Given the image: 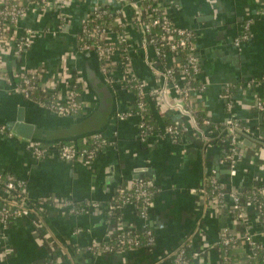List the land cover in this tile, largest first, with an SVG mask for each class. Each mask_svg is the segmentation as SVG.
<instances>
[{"label": "crops", "instance_id": "0c3cea01", "mask_svg": "<svg viewBox=\"0 0 264 264\" xmlns=\"http://www.w3.org/2000/svg\"><path fill=\"white\" fill-rule=\"evenodd\" d=\"M129 2L55 0L45 10L31 6L16 28L17 35L26 27L38 32L31 46L16 54V40L7 47L0 44L4 71L0 74V125L17 121L21 114L26 126L23 132L30 131L32 138L26 141L8 129L10 135L0 132V173L24 181L33 202L67 197L78 203L100 204L82 213L46 205L40 214V228L34 226L31 217L19 218L7 227L6 238L0 239V264H46L48 259L58 264H173L175 252L186 241L195 254L193 264H222L220 235L224 228L238 233L247 228L264 246V192L258 201L261 212L249 206L246 223L223 216L203 193L213 171H217L222 186H238L244 191L250 186L264 188V122L255 108L257 99L264 96V87L252 82L264 74V0H163L164 10L173 21L196 33L197 79L203 90L193 95L192 107L205 112L212 121L198 135L191 131L178 143L165 134L169 123L193 126L194 122L177 106L168 105L161 95L160 100L149 101L159 129L143 143L137 112L123 120L116 117L118 110L134 109L133 92L122 86H110L112 93L102 85L95 89L86 77L90 60L88 51L79 50L80 34L85 21L103 7L109 18L114 19V13L123 9L130 20L124 31L133 45L129 51L132 72L148 88L166 84L161 61L153 46L145 45L143 30L135 19L136 9ZM115 32L109 34L113 40L117 38ZM244 33H248L245 39ZM36 68L42 69V83L55 86L62 94L70 81L77 79L89 104L78 116L83 119L58 115L13 90L17 74ZM121 70L117 77L122 76ZM228 85L235 86L232 112L243 125L238 132L241 156L234 174L220 163L230 149L227 137L223 138L228 133L225 123L229 114L221 98ZM167 99L170 103L179 100L175 91ZM94 132L102 133L107 144L90 163L59 157L60 145L88 147L87 137ZM33 141L48 148L43 157L38 158L28 147ZM138 175L148 185L151 182L149 187L154 192L148 220L139 215L134 204L118 207V217H109L107 206L117 189L131 186ZM148 225L156 238L149 248L97 255L87 251L93 240L141 234ZM246 252V244H239L238 253Z\"/></svg>", "mask_w": 264, "mask_h": 264}, {"label": "built area", "instance_id": "2783aa9c", "mask_svg": "<svg viewBox=\"0 0 264 264\" xmlns=\"http://www.w3.org/2000/svg\"><path fill=\"white\" fill-rule=\"evenodd\" d=\"M53 1L55 0H0V44L7 47L11 40H16V54H20L30 47L38 32L33 28L26 27L21 31V35H17L16 28L19 26V22L25 18L31 6L37 5L41 10H45ZM123 1H130L135 7V19L143 30L146 39L145 45L153 46L155 55L161 61V72L164 75L166 84L160 88H148L147 83L132 72V58L129 51L133 45L130 42L129 35L124 31V28L130 24V20L124 15L123 9L116 11L113 19L108 17L103 7L97 8L82 26L79 50L83 52L95 50L97 52L100 72L113 89L122 86L124 89L135 91L134 104L138 109L137 113L141 117L140 129L144 128V130L152 132V135L156 133L144 121V111L147 109V102L160 100L158 95H161L168 105L177 106L182 112L189 115L194 122L193 126L178 122L169 124L165 130V134L173 143L183 141L187 137L186 133L189 134L198 128L193 114L197 109L192 107V98L195 92L203 90V84L197 79L200 66L195 53L196 33L191 29L177 25L169 13L164 10L163 0ZM250 23L248 22L246 25L247 30ZM155 29L159 30V35H155ZM111 32L117 34L115 40L110 38L109 34ZM247 37L248 33L242 35L243 39ZM183 51H188L189 55L182 59ZM170 58H172L171 62H169ZM120 68L122 69V76L117 77L116 73ZM3 72L0 62V74ZM17 76L20 80L15 82L13 90L22 94L25 98L35 100L40 106L51 112L76 118L81 116L89 107V104L83 99L77 79L70 81L67 91L62 94L57 91L55 86L42 83V69L28 70L17 74ZM252 82L259 83L264 87V74L253 79ZM234 88L235 86L228 85L221 94L229 114L225 126L228 132L226 140L230 149L220 159V163L226 165L231 174L236 172L235 166L241 156L238 149V132L242 128V123L237 120L232 112ZM34 90L48 93V99H34ZM173 91L176 92L179 100L170 103L167 98ZM255 108L264 122V96L257 99ZM133 113L134 109H121L116 112V117L123 120L131 117ZM203 124L211 126L212 121L208 117L204 119ZM0 132L10 135L5 125H0ZM149 137L147 133H139V139L143 143H146ZM86 141L94 147L80 148L72 143L62 144L58 147L59 157L65 161L77 160L88 164L94 159L96 153L107 144L105 136L100 132L90 134ZM28 147L33 150L38 158L43 157L48 151V148L43 147L38 141L30 142ZM0 185L2 187L0 198L4 201L3 203L0 202V239L6 238L8 223H13L19 218L31 217L34 226L40 228L42 226L40 214L45 210L46 205H56L72 213H82L89 209H97L100 206L97 201L78 203L73 198L67 197H48L33 202L27 192L25 182L9 173H0ZM263 192L264 188L258 185L253 190L256 195ZM153 193L148 182L143 178L135 180L131 186H120L116 192L117 199L115 203L111 202L107 206V214L115 215L118 207L134 204L138 208L139 215L147 221L152 206ZM203 193L208 198L209 204L217 208L223 216H230L239 222L246 223L249 221L246 214V209L249 206L256 210L259 209L260 212L262 210V205L256 202L255 199H252V197L245 198V191L242 188L222 186L218 180L217 171H213L209 176L208 184ZM141 234H145V243L140 239ZM141 234H121L116 239L102 242L93 240L87 247V251L97 255L115 252L117 248L119 250L149 248L154 245L156 238L152 229L145 226ZM189 244V241H186L178 248L173 256V264H189V258L186 257L185 250ZM239 244H246V254L241 255L238 253ZM220 248L222 251V264H257V256L264 252L263 244L258 242L255 234L247 228L241 233L224 228L220 235ZM77 252L80 253V249H77Z\"/></svg>", "mask_w": 264, "mask_h": 264}, {"label": "trees", "instance_id": "16d2710c", "mask_svg": "<svg viewBox=\"0 0 264 264\" xmlns=\"http://www.w3.org/2000/svg\"><path fill=\"white\" fill-rule=\"evenodd\" d=\"M108 19L109 18L107 17V20ZM154 33H155V35H159L160 34V32H159L158 29H155L154 30ZM188 55H189V52L188 51H183L181 58L182 59L183 58H186ZM19 80H20L19 76L16 75V81L18 82ZM195 84H198V83H195ZM131 91L135 95V91H133V90H131ZM33 97H34V99H39V98L48 99L49 95L48 94H45L43 92H39L38 90H34ZM154 105H155L154 106L155 109L158 108V105L156 103H154ZM146 107H147V109L144 111V121L146 122L147 125H150L152 127V131H158L159 126H158V123L156 122L155 113H154L155 111H154V109L152 108V106H151V104L149 102L146 103ZM134 111L135 112L138 111V109H137V107L135 105H134ZM193 114L195 116L196 124H197V127H198L197 129H194L193 134L194 135H198L199 132H201L202 129L205 128L206 125L203 124V121H204L205 118H208V116H207V114L205 112L200 111V110H195ZM169 124H174V123L172 122V123H169ZM241 127H243V125ZM141 132H144L145 134L147 133L148 136H151L152 135V132L146 131V130H144V128L140 129V133ZM189 134L186 133V136H188ZM227 136H228V133L223 138H225ZM63 144H66V143H63ZM92 147H94V146L89 145L87 148H92ZM150 189L153 191V188L150 187ZM252 189L253 188L251 186L246 189V191L244 193V195L246 196L245 198L246 199H249V197H252V199H255L256 202H258L261 199V196H260V194H258V195L254 194L253 193V190L254 189L253 190ZM116 199H117V195L115 194L113 196L112 200L110 201V203L111 202L115 203ZM0 202L3 203L4 201L3 200H0ZM257 211H259V209H257ZM109 217L116 218L118 216H115L114 214H112V215H109ZM8 224L10 225L11 223L9 222ZM148 228H150V229L153 230V228H151L149 225H148ZM140 239H141V241L143 243H145V234H141L140 235ZM113 242H116V241H113ZM115 250L117 251V250H119V248H117ZM185 250H186V257L189 258V264H193L194 251H193V249L191 247V244L187 245L186 248H185ZM256 260H257V264H264V252H261L257 256ZM55 263L56 262L52 261L51 259H48L46 261V264H55Z\"/></svg>", "mask_w": 264, "mask_h": 264}, {"label": "water", "instance_id": "95a60500", "mask_svg": "<svg viewBox=\"0 0 264 264\" xmlns=\"http://www.w3.org/2000/svg\"><path fill=\"white\" fill-rule=\"evenodd\" d=\"M87 59L90 60L89 63V73L87 74V78L90 82V85L93 86L95 89H99L100 85H102V89L109 91L112 93V88L109 86L105 78L102 76L100 72V64L99 59L97 56V52L95 50H90L87 52ZM100 103L97 104L99 106ZM96 106V107H97ZM96 110V109H95ZM94 111V110H93ZM19 119L17 121H10L5 124V127L10 130L15 136L20 137L22 136L24 140L31 141L32 138L29 135L30 131L26 134L23 132V128L26 126L22 122V116L21 114L18 117ZM79 119H83V117H78ZM77 118V119H78ZM32 126L28 129H31ZM142 175L136 176V178H142ZM149 185H151V182H149Z\"/></svg>", "mask_w": 264, "mask_h": 264}]
</instances>
